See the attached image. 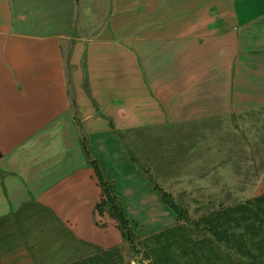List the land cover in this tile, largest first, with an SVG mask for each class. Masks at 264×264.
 <instances>
[{
    "label": "crops",
    "instance_id": "crops-1",
    "mask_svg": "<svg viewBox=\"0 0 264 264\" xmlns=\"http://www.w3.org/2000/svg\"><path fill=\"white\" fill-rule=\"evenodd\" d=\"M262 107L264 0H0V264H117L82 142L144 249L181 230L101 114L165 131Z\"/></svg>",
    "mask_w": 264,
    "mask_h": 264
},
{
    "label": "rangeland",
    "instance_id": "rangeland-1",
    "mask_svg": "<svg viewBox=\"0 0 264 264\" xmlns=\"http://www.w3.org/2000/svg\"><path fill=\"white\" fill-rule=\"evenodd\" d=\"M128 12L133 16V7H128ZM176 126L165 131L133 129L124 133L123 140L142 171L187 211L188 220L182 225L189 239L210 238L223 256L229 254L235 262L246 258L233 245L218 242L202 219L249 201L252 212L242 226L233 221H225L223 226L227 225L230 234H238L244 224H253L255 234L246 236L250 264H264V252L260 254L257 248L259 243L264 246V215L259 212L264 202L256 200L264 197V107L237 112L216 123L198 124L197 129ZM236 215L238 212H233L231 217ZM145 239L135 235L134 248L127 242L122 244L114 257L116 263L149 264L153 256L144 249ZM179 259L181 263L185 260Z\"/></svg>",
    "mask_w": 264,
    "mask_h": 264
},
{
    "label": "trees",
    "instance_id": "trees-1",
    "mask_svg": "<svg viewBox=\"0 0 264 264\" xmlns=\"http://www.w3.org/2000/svg\"><path fill=\"white\" fill-rule=\"evenodd\" d=\"M101 115L108 119L110 128L122 139H124V133L133 130H116L111 119L104 114ZM82 147L87 162L93 169L98 180V184L101 188L102 197L95 205V211L98 214L105 212L112 219H114L124 241L134 248L135 233L130 226V222L127 218L125 210L118 199L114 185L105 178L98 161L92 157L89 147L85 142H82ZM130 156L132 160H136L131 151ZM148 178L152 184V187L160 193L162 201L174 211L178 221H187V211L172 199L170 193L154 183L151 177ZM256 200L258 202H264V197H257ZM233 212H238V215H236L234 218L231 217ZM250 212L252 211L250 210V202L248 201L245 203H239L225 210L217 211L214 216L203 217L202 219L204 224L208 226V230L216 237L218 242H222L227 247H229V245L230 247L233 245L235 251L241 252L246 260L239 259V261L235 262L233 259H231L229 254L223 256L221 252H219L218 247L213 246L214 242L210 238L205 237L198 241L192 242L187 235V230L182 225L177 226L179 229H181L180 231L175 228L164 230L152 235L153 240H157L160 244V247L151 249L153 259L149 264H250V246L248 245L246 236L250 238V234L254 235L257 228L254 227L253 224L250 225V223H246L243 225V227H241L242 231L240 233L230 234L228 232L227 225L224 227L225 221H233L237 225L242 226V222L247 221L250 218ZM259 212H262V215H264L263 208H259ZM253 214H255L256 218H259V213L254 211ZM219 222L220 224H218ZM219 227L222 229H219ZM257 248L259 253L263 254V244L259 243ZM180 257L185 258L182 263L179 262Z\"/></svg>",
    "mask_w": 264,
    "mask_h": 264
}]
</instances>
